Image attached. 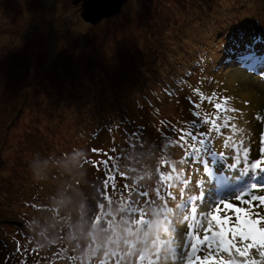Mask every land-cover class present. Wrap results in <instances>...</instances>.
Masks as SVG:
<instances>
[{
	"label": "rangeland",
	"instance_id": "374dc122",
	"mask_svg": "<svg viewBox=\"0 0 264 264\" xmlns=\"http://www.w3.org/2000/svg\"><path fill=\"white\" fill-rule=\"evenodd\" d=\"M83 8L0 0V264H189L185 239L190 251L235 219L200 202L206 174L189 162L201 147L189 121L225 163L258 155L264 72L233 57L255 37L264 54V0H126L95 25ZM36 156L48 162L40 176ZM238 187L226 181L216 194ZM251 211L264 217V206Z\"/></svg>",
	"mask_w": 264,
	"mask_h": 264
},
{
	"label": "snow or ice",
	"instance_id": "6c2138e0",
	"mask_svg": "<svg viewBox=\"0 0 264 264\" xmlns=\"http://www.w3.org/2000/svg\"><path fill=\"white\" fill-rule=\"evenodd\" d=\"M259 40L258 37L253 39L251 45L247 46L245 54L240 56L239 67L251 73L264 72V54L257 55L254 44ZM171 95V93H169ZM193 107L195 102L190 97H185ZM210 99V98H209ZM217 109L221 108L220 104H216ZM190 131L187 135L192 141L201 145L199 149H192L189 153V162L197 166L196 170L202 167L206 174L205 179L196 180V185L199 190L200 202L205 206L222 205L223 211L227 214L232 211L235 219L231 220V227L227 226L225 221L220 222V226H215L205 230L203 239L191 243V250H187L189 241L184 240V249L179 250L181 255L187 252L190 257L189 264H264V217H260L259 212L251 211L253 202L257 207L264 206V196H256L253 194L254 190L264 189V133L261 134L260 148L256 157L245 155L243 161H234L232 163H225L226 159L219 156L213 150L212 137L209 132H202L200 128L203 126L202 122L197 120L189 121ZM144 131L143 125L137 126L136 130L130 135H142ZM174 127H166L160 135L164 139H169V133H174ZM183 135L180 137L183 140ZM247 153L248 150L246 149ZM220 164V170L216 167H209V163ZM106 166V161H101ZM226 181H235L239 187L235 191L227 195L216 194V186L222 185ZM105 187L108 186L107 172L104 181ZM182 183H188L182 181ZM115 184L113 182V188ZM138 195H147L146 192L138 193ZM235 199L241 205L237 207L235 204L228 202ZM194 197L189 196L181 205H177L178 209L187 210L192 203ZM247 204L249 211H245L242 207ZM195 211V208L192 209ZM186 219V218H185ZM175 214L172 219L173 231L176 230ZM190 230L192 225H187ZM181 236L190 237L191 232H181ZM204 250L205 254L197 255V252ZM177 251V250H174ZM253 254H257L259 259L254 258ZM215 257V259H213ZM100 264H104L101 261Z\"/></svg>",
	"mask_w": 264,
	"mask_h": 264
},
{
	"label": "water",
	"instance_id": "95a60500",
	"mask_svg": "<svg viewBox=\"0 0 264 264\" xmlns=\"http://www.w3.org/2000/svg\"><path fill=\"white\" fill-rule=\"evenodd\" d=\"M83 3L81 17L97 24L101 19L117 14L126 0H78Z\"/></svg>",
	"mask_w": 264,
	"mask_h": 264
},
{
	"label": "clouds",
	"instance_id": "9594fccd",
	"mask_svg": "<svg viewBox=\"0 0 264 264\" xmlns=\"http://www.w3.org/2000/svg\"><path fill=\"white\" fill-rule=\"evenodd\" d=\"M47 163L48 162L46 159L36 156L29 162V167L32 170L34 176H40L47 167Z\"/></svg>",
	"mask_w": 264,
	"mask_h": 264
},
{
	"label": "trees",
	"instance_id": "16d2710c",
	"mask_svg": "<svg viewBox=\"0 0 264 264\" xmlns=\"http://www.w3.org/2000/svg\"><path fill=\"white\" fill-rule=\"evenodd\" d=\"M193 28V27H192ZM249 44V43H248ZM245 46H247V45H244V47H236L237 48V51L235 52V54H234V57L233 58H235V60H236V62L239 64V57L240 56H242L243 54H245L246 53V50H245V48H247V47H245ZM254 49L257 51L258 49H256L255 47H254ZM257 53V52H256ZM263 54V53H262ZM262 54H260V53H257V55H262ZM183 178V176L181 175L180 176V179H182ZM165 227H168L167 226V224H165Z\"/></svg>",
	"mask_w": 264,
	"mask_h": 264
}]
</instances>
